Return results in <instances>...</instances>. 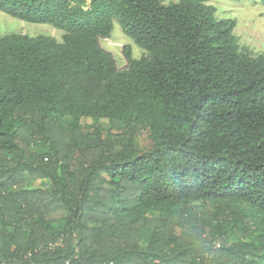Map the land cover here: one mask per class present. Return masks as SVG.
Wrapping results in <instances>:
<instances>
[{
    "label": "trees",
    "instance_id": "16d2710c",
    "mask_svg": "<svg viewBox=\"0 0 264 264\" xmlns=\"http://www.w3.org/2000/svg\"><path fill=\"white\" fill-rule=\"evenodd\" d=\"M0 10L63 31L0 35V264H264V52L233 19L208 0ZM113 19L145 50L120 70L98 42Z\"/></svg>",
    "mask_w": 264,
    "mask_h": 264
},
{
    "label": "rangeland",
    "instance_id": "374dc122",
    "mask_svg": "<svg viewBox=\"0 0 264 264\" xmlns=\"http://www.w3.org/2000/svg\"><path fill=\"white\" fill-rule=\"evenodd\" d=\"M176 0H163L169 3ZM215 9L217 18H231L235 21L233 33L237 36L239 44L246 46L252 52H264V3L260 0H208ZM11 33L26 34L28 36L48 35L57 41L62 40L63 31L48 24L24 21L0 10V35ZM100 46L111 53L117 70L124 69L128 65L123 48L129 46L131 57L139 58L145 52L132 38L126 35L116 19H113V28L108 38L99 36ZM81 126L92 136L102 137L108 143L110 139H121L125 142L131 139L141 149L150 147V141L140 128H125L118 130L108 128L106 120L93 122L91 119H82ZM30 188L48 187L47 179H33L27 183ZM199 204V203H197ZM221 204L207 202L204 207L212 213L215 207Z\"/></svg>",
    "mask_w": 264,
    "mask_h": 264
}]
</instances>
